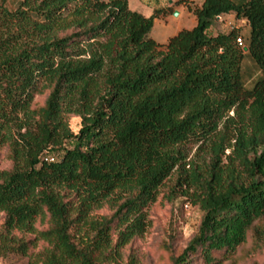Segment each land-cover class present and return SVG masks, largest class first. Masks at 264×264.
<instances>
[{
  "label": "trees",
  "instance_id": "trees-1",
  "mask_svg": "<svg viewBox=\"0 0 264 264\" xmlns=\"http://www.w3.org/2000/svg\"><path fill=\"white\" fill-rule=\"evenodd\" d=\"M189 7L197 25L159 43L155 18L172 6L146 16L128 0H0V147L12 161L0 169V259L41 245V264H143L131 244L174 172L173 191L204 214L172 264L237 263L262 239L264 0ZM231 11L250 24L252 88L239 30H210ZM190 142L207 149L203 164L188 162Z\"/></svg>",
  "mask_w": 264,
  "mask_h": 264
},
{
  "label": "rangeland",
  "instance_id": "rangeland-1",
  "mask_svg": "<svg viewBox=\"0 0 264 264\" xmlns=\"http://www.w3.org/2000/svg\"><path fill=\"white\" fill-rule=\"evenodd\" d=\"M16 1L11 0V7H14ZM130 1L131 8L134 10L136 2L144 3L146 6L140 8L144 13H149L147 6L169 3V0ZM253 85L247 87L252 88ZM45 98L46 95H42L38 97V100L43 103ZM71 125L77 132L81 127V119L72 118ZM201 144L200 142L187 144L188 162L195 161L203 164V158H209L207 149L201 148ZM227 152L229 153L230 150ZM11 164L8 148L0 147V169L9 168ZM177 176L178 172H174L165 181L156 201L147 207L149 226L145 234L131 244V247L138 252L143 264H172V255L185 248L199 230L204 212L190 197L181 195L179 191H173ZM260 227L264 229V220L260 222ZM41 248V245L32 248L29 255L11 253L0 259V264H41L39 255ZM245 248L240 261L231 264H264V235L260 240L256 236L252 238ZM196 264H201V261H197Z\"/></svg>",
  "mask_w": 264,
  "mask_h": 264
},
{
  "label": "crops",
  "instance_id": "crops-1",
  "mask_svg": "<svg viewBox=\"0 0 264 264\" xmlns=\"http://www.w3.org/2000/svg\"><path fill=\"white\" fill-rule=\"evenodd\" d=\"M129 5L131 7V1ZM205 0H169L167 5L147 6V12L144 13L140 8L146 5L142 2H136L135 10L143 13L146 16L154 14L155 10L163 7L172 6L173 9L170 12L161 13L155 18V24L152 29V37L159 43H167L169 39L177 34L184 28H193L197 25L198 20L194 12L190 9L189 5L202 6ZM238 2H244L245 0H236ZM138 6V7H137ZM139 8V9H138ZM134 10V9H133ZM178 10L179 15L175 16L174 11ZM232 28H237L240 35L244 38V41L250 34V24L244 18H238L234 11L224 13L217 18L210 30L214 33L228 32ZM247 32V33H244ZM246 44L244 45V47ZM242 75L243 81L246 86L253 85L255 81L261 76V70L258 65L249 54L244 50V57L242 61Z\"/></svg>",
  "mask_w": 264,
  "mask_h": 264
},
{
  "label": "built area",
  "instance_id": "built-area-1",
  "mask_svg": "<svg viewBox=\"0 0 264 264\" xmlns=\"http://www.w3.org/2000/svg\"><path fill=\"white\" fill-rule=\"evenodd\" d=\"M237 42L239 43V45L244 46V40L242 39V37L237 38Z\"/></svg>",
  "mask_w": 264,
  "mask_h": 264
},
{
  "label": "water",
  "instance_id": "water-1",
  "mask_svg": "<svg viewBox=\"0 0 264 264\" xmlns=\"http://www.w3.org/2000/svg\"><path fill=\"white\" fill-rule=\"evenodd\" d=\"M174 15H175V16H178V15H179V11H178V10H175V11H174ZM244 50L248 51V47L245 46V47H244Z\"/></svg>",
  "mask_w": 264,
  "mask_h": 264
}]
</instances>
